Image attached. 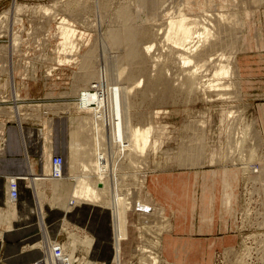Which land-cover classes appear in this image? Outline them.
Masks as SVG:
<instances>
[{
  "label": "bare ground",
  "instance_id": "bare-ground-1",
  "mask_svg": "<svg viewBox=\"0 0 264 264\" xmlns=\"http://www.w3.org/2000/svg\"><path fill=\"white\" fill-rule=\"evenodd\" d=\"M111 1L97 0L98 4L94 5V8L89 7L93 10L86 7L87 4L84 5L89 10L88 13L81 10L82 5L81 7L78 6L80 9H74L73 11L68 10V8L61 10L68 13L67 17L70 20L63 17L61 23L54 29L58 54L54 62L59 67L61 65L63 67L75 66L74 79L78 81L76 82L79 86L82 85L81 87L85 88L80 90L77 87L78 85H74L72 94L66 102L53 103L46 107L45 112L47 113L44 115L47 116L51 114L50 112H53V114H51L52 118L47 119L45 127L50 131L55 118L70 115L73 102L71 100L78 96L88 93L89 95L86 98H97L98 105L103 107V112L96 115L79 116L80 131L79 141L77 140L79 144L77 147L75 145L71 146L72 151L78 154L80 165L78 172L70 177V182L76 184V188L72 191V200L75 201V204L70 209L74 210L76 207H79L80 210L86 209L90 213L89 219L95 221L96 227L104 223L111 230L113 251L111 264H127L123 244L131 241L129 236L130 216L137 215L138 224L135 229L139 243L136 246L137 251L134 253L141 252L139 264H159L158 258H160L161 247L163 249L164 236L173 230V217H169L165 209L157 205L146 190L147 176L153 172L149 162L150 148L152 153L155 148V144L152 145L155 129L153 118L150 117L151 114L149 113L143 116L142 112L139 113L138 111L135 114L132 109L135 107L138 109L139 102H137V99L140 98L142 103H146L148 100H154L156 93H160L159 100L163 101L171 94H176L180 89L182 92L187 93L188 97L203 93L209 102L213 100L208 92L215 93V97L217 96L219 101L228 103L225 107L227 122L224 129V139L222 138L224 140V154L222 157L217 155L206 160L207 149L210 147L208 146L207 137L208 124H206V121H201V119H194L183 128L186 135L182 139L180 147H178L177 162L179 168L204 167L208 162L234 167L239 166L241 168V181L243 182L246 171L249 170L247 181L258 184L260 186L259 191L264 195V166L260 165V168L255 171L249 168L250 161H253L260 153L264 155V151L262 152L264 148H262L260 131L257 129V121H252L250 125L244 122L246 118H244L242 106L243 88L237 60L240 47L243 44V32L245 29L247 30L252 15L255 17L253 13H256L264 5V0H200V3H206L208 7L203 10L202 14L198 15H189L188 13V9L195 6L194 0H173V3L170 4L167 0H157L156 7L161 9L162 16L166 13V18L163 17L164 21L157 20V22L152 21V23L145 22L142 19L145 15L141 14V8L146 0L122 1L123 3H120L118 7L116 6L117 9L114 11L113 17L111 16L108 19V27L101 33L96 34L93 47L84 51L83 35H87L88 29L81 27V30L78 24L87 25L89 21L86 16H89L90 13H98L96 10H100V7L104 8L101 9L102 11H105L108 6L113 7L114 4ZM153 4H151V7ZM68 5H71L70 2ZM75 8L77 7L75 6ZM36 10L46 14V16H57L53 9L51 15L52 11L47 7H40ZM107 12H109L108 9ZM107 15L109 14L107 13ZM101 21H104V18ZM43 23L42 26L45 25ZM50 24L49 22L46 25L48 28L45 33L37 32L33 34L36 38L40 37L38 41L42 45L37 42L40 47L49 41V31L52 30ZM39 27L41 28L40 25ZM27 34L29 35V33ZM149 35H152L150 38V40H153L152 42L157 40L159 46H162V48L166 46L165 48L170 49L171 54L167 55L166 51L164 52L165 57L173 55L170 59V66L160 61L161 58L156 59L154 64L151 62L154 65L152 72L159 73V79L155 80L153 78L149 80L147 76L149 72L146 74V69L145 72H142L143 67H140L143 64H151L148 62L147 55L151 56L152 50L157 46L156 41L154 44L147 41ZM259 37V30H256L253 38L256 39L257 47L259 46ZM12 38V54H8V48L0 47V76L10 71V67L13 66L14 55H17L19 58L16 66L18 78L21 75L26 80L32 78L38 80L34 68H32L31 73L27 74L26 67L22 69L24 63L22 64L21 59L24 56L19 54L23 45L21 35L15 34ZM139 47L142 49L140 52L138 51ZM106 49L112 50L111 52L115 50L116 53L108 55ZM139 58L141 60L143 58V64L141 63L142 65L138 66ZM154 60L151 58V61ZM161 64L165 66L160 71ZM5 67H7V70H2ZM50 68L55 69L51 66ZM176 68L178 70L181 68L180 72L183 73L184 78L181 80L180 87L173 88L175 85H171L172 83L167 80L166 76L169 70L172 72ZM177 72L176 74H178ZM206 73H209V75L207 76ZM47 75L51 77L52 73L47 71L46 77ZM206 77L208 79L205 80ZM176 85L179 86V84ZM229 103H236L237 105L232 106ZM51 106L55 108L49 109ZM60 106L67 107L64 109L58 108ZM37 108L39 107L33 106L34 110ZM59 109H62L64 114H57L56 112ZM164 114H167V112ZM22 119L21 117L18 121ZM6 129V125L0 124V140L5 143ZM255 137H257V140H255ZM50 165V174L46 176H11L9 178L8 183H6L4 209H0V225L5 224L7 229H11L14 217H16L18 200L13 201L9 197V188L13 179L18 185L24 181L28 189L32 191L35 188L36 194H41L45 189V185L51 182L58 184L65 181L64 165L61 178L52 177V160ZM250 176L256 177L251 178ZM37 206L38 218L41 219L44 216L46 219L41 205L37 203ZM74 212H68V217ZM70 223V219L68 220L64 214L62 227H67ZM158 223H161L160 226H158ZM43 231H45L46 236L44 235L45 237L42 239L41 248L47 252L48 258H46V261L49 263L51 259L56 258L53 250L54 245L57 243L53 241V235L50 234L49 227ZM72 235V242L69 245H64L65 251L72 249L76 252L77 245H81L79 242L75 243L76 236L72 237ZM260 236V242L264 248V234H260ZM91 237L89 235L85 240L81 239L82 244L89 248H92L90 246H96V240ZM81 247L83 246L81 245ZM134 253L130 254L133 255ZM135 254L133 257H136ZM262 255L264 254L262 253ZM55 261L57 262V258ZM96 261H99L97 264H103L100 259H96ZM104 263L110 264L107 261H104Z\"/></svg>",
  "mask_w": 264,
  "mask_h": 264
},
{
  "label": "rangeland",
  "instance_id": "rangeland-1",
  "mask_svg": "<svg viewBox=\"0 0 264 264\" xmlns=\"http://www.w3.org/2000/svg\"><path fill=\"white\" fill-rule=\"evenodd\" d=\"M122 1L124 2L126 0H118V1L112 0L111 2H113L114 4L113 7L110 6L112 9L109 6L106 7L109 12H107L106 8H105L106 9L105 11H102L104 8L100 7L99 8L100 10L98 9L96 10V12L98 13H94L95 15L93 13H90L89 16H86V18L89 21L87 25L83 26V24L81 25L78 24V27L81 30L83 27L84 28L86 27L88 29L87 35L85 36L82 34V32H80L84 37V40H83L84 41V49H83L84 51L93 47L96 34L101 33L104 29L108 27L109 25L108 19L111 16L113 17L114 11L117 9L120 3H123ZM147 1L148 0H146L142 8L140 7L141 14L145 15L142 18L143 21L148 22V23H152V21L157 22V20L164 21L163 17H165L166 13L164 14V16H162L161 9L156 7L157 0H149L148 2ZM170 1L171 0H167L169 4L173 3V0L171 2ZM217 1H220V0H217ZM69 2L71 5H68ZM194 2H195L194 3L195 6H192V8L190 7V9H188L189 15L202 14L203 10L208 7L206 3L204 4L203 2L200 3V0H194ZM96 4H98L97 0H0V47L8 48V54H12V49H11L12 39H13L12 37L15 34L21 35L23 39V45H22V49L19 54L24 56L21 59L22 64L24 63L22 69L26 67V69L30 71V72L26 71V74H27V73H31L32 68H34L36 72L35 74L38 79V80H34L35 78H32L30 80H26V78L21 75L18 78L17 76L18 73L16 74V66H17L19 58L17 55H14L13 66L10 67V71L0 76V124L6 125V128H7L8 123H11V122L18 123L19 122L18 119H21L22 117L23 119L20 122H26V123L30 122V123L37 124V127L40 128V130H42L44 126V121L48 118H52L51 114H53V112H50L51 114H48L49 116L48 115L45 116L44 114L47 113L45 112L47 110L46 107H48L49 105L53 103L66 102L67 98H69V96L72 94V89L74 88V85L76 86L78 85L77 83L78 81L74 79V72L76 71V67L75 66L63 67V65L59 67L57 66V64H55L56 62L54 61L57 59L58 54H57V40L54 36V33H55L54 29L56 26H58L59 23H61V21L63 20V17H66V20L69 19L67 17L68 13L62 12L61 11L62 9L68 8V10L73 11L74 9L75 10L80 9L78 6L81 7L82 5L81 10H84V12L87 11L86 13H88L89 10L86 7L89 8L91 6V8H94V5ZM151 4H153L152 7H151ZM69 6L70 7L74 6V7L70 8ZM75 6L77 8H75ZM40 7H44V8L47 7L51 9V11L52 9L55 10L56 13L55 12L54 13L57 14V16L55 17L46 16V14L38 12L36 9ZM148 7H151L152 9ZM261 7L259 10H257L256 13H253L255 14V17L252 15L249 21V25L247 26V30L245 29L243 32V44L239 50L240 54H238L237 56L239 74H240L241 84L243 88L242 89L243 104L242 103L241 104L244 110V115H245L244 118H246L244 122L246 124L249 123V125L252 121L254 120L257 121V119L254 117L253 103L256 104L258 102H264V94H263L264 93V5ZM91 8L89 9L93 10ZM107 13L109 15H107ZM52 14H53V11L51 15ZM104 14H106L107 16ZM103 18H104V21H101ZM49 22L51 23L50 27H52V30L49 31L50 32L49 34L50 37H48L49 41L45 43L46 46L43 45L42 47H40L39 44L41 43L38 41L40 37L36 38L34 37L33 34L37 32L45 33V30L48 28V26L46 25ZM42 23L45 25L42 26ZM39 25L41 26L42 29L39 27ZM256 30H259V35H260L259 42H258V44H260L259 47H257L256 45L257 44L256 39L253 38ZM27 33H29V35ZM151 37L152 35L151 36L149 35L148 40H147L148 42L151 41V44H154L155 41L157 42V40H154V42H152L153 40L152 39L150 40ZM37 42H39V44ZM104 42L106 43V41ZM155 44L157 46L152 50L151 54L149 53L151 56L153 53V56L151 57L147 55L149 64L151 62L154 64L156 59L159 60L161 58L160 61L165 62V64L167 63L166 65L170 66L169 65L171 62L170 59H171V56L173 55L169 56L170 58L167 56L166 57L164 56L165 55L164 52L166 51H167L166 52L167 55H169V53L171 52L170 49L168 47L165 48L166 46L162 48V46H159L160 44H158V42ZM138 49H139L138 50L139 52L140 50L142 51L140 47ZM106 50H107L106 53L107 52L109 53L108 55H114L116 53L115 50L114 52H111L112 50H109V49H106ZM162 54L164 58L162 57ZM151 58L152 60L154 59L155 60L151 61ZM139 59L141 60V58ZM140 60L137 64L138 66L143 64L142 62L143 58L141 61ZM152 63L150 64L151 66L148 65V63L145 64L146 66L144 64L140 66V67H143L142 72H145L146 70H147L146 74L149 72V74H147L149 80H151L152 78L154 80L159 79V73L158 72L155 73V71L152 72V68L154 66ZM245 65H248V66H245ZM50 66L55 67V69L53 70L52 68L49 69ZM163 66L165 65L163 64L160 65L159 67L160 71L161 69H163ZM99 68H100V64H99ZM2 70H7V67L2 68ZM180 70L181 68H179V70L177 68L174 69L172 71L173 75H172L171 70H169L166 76L167 80H170V82L172 83L171 85H175L173 86V88L175 87L178 88L181 86V82H182L181 80L184 78V75L182 72H180ZM47 71H50L52 73L51 77H49V75H47L48 78L46 77ZM176 72L178 74H176ZM156 74L158 75L156 76ZM168 75L170 79L168 78ZM206 75L208 76L209 73L208 74L206 73ZM177 77L178 79L176 80ZM204 79L206 80L208 78L206 77ZM176 84H179V86H177ZM81 86L82 85L80 86L78 85L77 87L80 88V90L85 88V87L82 88ZM88 91H90V89H88ZM258 93L259 94L261 93L263 95H256ZM88 95L89 94L86 93L83 96H78L77 98L71 100V102L72 101L73 102L71 104L72 107L70 106L71 107L70 115L61 116L63 120L68 116L67 118H69V124H70L68 143L67 145L65 144V147L68 150V161L64 159V167L66 168V165L68 162L69 167H70V172L69 173L67 171L64 172V176L66 178L65 181L62 183H58V184L55 183L53 185V188H54L53 190H51L48 184L46 188L44 189V191L42 192L43 193L42 195L44 197L40 201L42 202L44 206V213L46 215V224L48 227H49L48 217H47V213L45 209L46 204H49L50 206L52 205L51 207H53L55 210L57 209L58 213H62V218L60 219L61 223L64 220V214L69 220V217H68L69 213L80 210L79 207H76L74 210L70 209V207H74V204H75V201L72 200V191L76 188V184L70 182V177L72 176V174L78 172L79 165H80L78 154L72 151L71 146L75 145V147H77L79 144L78 143L79 141L78 136H79V131H80L79 116L96 115V114L103 112V107L98 105L99 103H98L97 98L95 97L86 98V96ZM208 95L212 97L213 101L209 102L205 98L206 96L203 93H200V94L198 93L195 96L188 97V94L185 92H182L180 89L179 91L176 92V94H171L170 96L166 97L163 100L164 102L162 100H159L158 96H160V93H156V95H154V100L152 99L148 100L146 101V103H142V100L140 98L137 99V102H139V106H138V109L136 107L133 108L134 110L132 109L133 113L136 114L139 111V113L142 112L141 114L143 116L147 115V113L151 114L150 117L152 116L153 124L155 126L153 143H152V145L155 144V148L153 146L154 148L153 150L155 153L153 152L154 153L153 154L151 152L152 149L150 148V157H149L151 170L153 171L157 170L158 172V171L179 169L177 167L178 166L177 164L178 163L177 162L178 153L177 152L179 150L178 147H180L181 145L180 143L182 142V139L186 135V132L185 130H183V128L184 126L189 124L194 119L195 120L201 119V121L202 120L206 121V124H208V136L207 137H208V143H209L208 146L210 147L207 149L206 160L209 159V157L212 158V157L217 156V154L219 155V152H221V157L223 156L224 154V140H223L224 139V129L226 127V122H227L225 119L226 118L225 116L226 108L225 107L227 106L226 104L228 103H224L223 101L221 102V100L219 101L217 99V96L215 97V93L208 92ZM234 104L237 105L236 103ZM234 104L229 103V105H232V106H234ZM35 105L39 108L34 110L33 106ZM66 107L67 106H60L58 108L64 109ZM51 108H55V107L54 106L49 107V109ZM166 112L167 114H164ZM56 113L64 114V111L62 109H59ZM40 130L37 132V134H38V138L42 139L40 138ZM255 140H257V137H255ZM0 142H1L0 152L3 155L5 154L4 152L7 146V142L5 143L1 140ZM43 145H44V140H43ZM159 145H160V149H159ZM49 146L50 144H48V147ZM53 155H54V152H53ZM41 157H42V154H41ZM256 158L253 161H250L251 165L249 166V168L254 169V171L258 170L260 168V165L262 167L264 166L263 164L264 155L260 153V155L256 156ZM42 163H43L42 173L40 174H43L44 172L43 168L45 164H44L43 158H42ZM236 168L241 169L239 166H236ZM248 174H249V170L246 171V176L245 178H243V182L241 184V198L239 202L240 209H239V214L235 217V224H236L235 229L236 230L234 231V233L237 236L236 237L237 241L235 242L234 247L227 248L224 251L217 253L216 258H215V264H218V263H221V264H264L263 262L264 255H262V253L264 254L263 252L264 248L262 247L261 242H260L261 240L260 234H264V226H263L264 225V195H262L261 192L259 191L260 186L258 184H253V182L247 181ZM10 177L11 176L6 177V183H8V180ZM250 177L255 178L256 176H250ZM0 209L2 208L0 207ZM168 216L172 217L170 215ZM130 219L131 220H130V226H129V236H130L131 241L129 242L131 244L129 242L128 243L125 242L123 244L124 248H126L127 246L126 249L123 248L124 252H126L124 257L126 258L127 264L128 263L129 264H139L141 252L140 253L137 252L136 254L134 253L137 251L136 246L139 243V241L136 238L137 232L135 229L136 228L135 226H137L138 224L137 215H134V214L131 215ZM94 223H95L94 220H90V222L87 224L88 228L82 227L81 225L74 224L72 222L67 227L66 226L62 227V225L60 224V227L62 228L60 229L57 238L55 239L53 237L52 239L55 243H57L58 241L60 243H64V245H69L72 242L71 235L73 234L72 237L76 236L75 243L77 244V242H79L83 247H81V245L78 244L77 247L78 246L80 247L78 248L76 247L77 249L76 252H74L72 249H68L65 252L66 253L68 252L71 256H73V253L74 254L79 253V257L81 260L79 264H86V262L87 264H97L99 261L97 262L96 259H99L100 257H102L105 251L103 252L102 250L96 251L95 246H90L94 248L92 249V248H89L83 245L81 242V239L85 240L87 236L89 235L92 236L91 238L93 240H96L97 237L93 234V231H92V229L96 227V224ZM160 224L158 226H160ZM98 227L108 228V226L104 225V223H102ZM41 231H42V228H41ZM44 235H45V231H43V238L46 236ZM93 235L95 238L93 237ZM41 242H42V239H41ZM41 242H38L32 245L30 248L41 250L42 249ZM41 251L43 252V256H44V250L42 249ZM162 251L163 249L161 247L160 258H158V260L160 261L159 264H173L168 261H165L162 255ZM130 253H134L136 257H133L134 254L132 255ZM84 258L86 259V262ZM55 259L56 258H54L53 260L51 259V261H49V263L47 264H65L66 263L64 261L65 258H63L61 261H58L57 259V262L55 261ZM69 262L70 264H73L72 259ZM102 262L103 264H106L104 263V261Z\"/></svg>",
  "mask_w": 264,
  "mask_h": 264
},
{
  "label": "crops",
  "instance_id": "crops-1",
  "mask_svg": "<svg viewBox=\"0 0 264 264\" xmlns=\"http://www.w3.org/2000/svg\"><path fill=\"white\" fill-rule=\"evenodd\" d=\"M253 109L264 148V102L253 103ZM67 117L64 120L62 117L55 118L50 131L45 127L47 119L42 130L37 124L30 122L8 123L5 154L0 152L2 209L6 199L7 176H46L50 174V161L54 155L62 156L68 161L65 144L68 143L70 124ZM39 130L44 145L43 140L38 138ZM42 158L45 166L43 174H40ZM66 171L70 172L68 162L64 167V172ZM241 184V169L209 162L204 167L158 172L154 170L150 173L147 176L146 190L153 201L173 217V230L163 239V258L173 264H215L217 253L234 247L237 241L234 231L235 217L240 209ZM53 185L52 182L49 183L51 190L54 189ZM18 186L19 197L12 227L7 229L6 225H0V264H34L43 257L41 250L30 248L41 242L42 232L48 227L45 217L39 219L36 212L37 203L44 210L40 201L44 197L43 193L36 194L35 188L33 191L28 189L24 181ZM51 206L46 204L45 209L49 231L56 239L62 228V213ZM89 218L90 213L86 209L78 210L69 217L72 223L86 228ZM92 231L97 237L95 250L105 251L99 259L110 263L113 255L111 230L94 227Z\"/></svg>",
  "mask_w": 264,
  "mask_h": 264
},
{
  "label": "built area",
  "instance_id": "built-area-1",
  "mask_svg": "<svg viewBox=\"0 0 264 264\" xmlns=\"http://www.w3.org/2000/svg\"><path fill=\"white\" fill-rule=\"evenodd\" d=\"M63 165H64V158L62 156L54 155V157L52 158V166H53L52 177L54 178L62 177ZM9 197H11L13 201L18 200L19 190H18V184L15 181V179L11 181V186L9 188ZM53 253H54V256L58 259V261H61L63 258H65L64 259V261L66 262L65 264H70L69 262L70 258L72 259L73 264H79V262L81 261L79 257V253H77L78 255L74 254L73 256L70 257V254L65 252L64 243H60L58 241H57V244L54 245ZM46 258H48V254L47 252L44 251V256L42 257V259L35 262L34 264H46L47 263ZM84 260L86 262L85 258ZM218 264H221V263H218Z\"/></svg>",
  "mask_w": 264,
  "mask_h": 264
}]
</instances>
